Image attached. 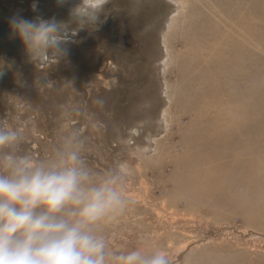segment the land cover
Wrapping results in <instances>:
<instances>
[{"label":"rangeland","instance_id":"rangeland-1","mask_svg":"<svg viewBox=\"0 0 264 264\" xmlns=\"http://www.w3.org/2000/svg\"><path fill=\"white\" fill-rule=\"evenodd\" d=\"M29 1L33 0H0L31 19L35 16ZM40 1L50 17L66 18V6ZM191 3L188 11L204 13V20H195L194 28L171 29L167 39L171 17L181 9L178 0H114L122 9L119 16L110 15L93 32L79 31L59 63L49 60L35 66L24 54V62H19L23 69L8 70L0 80L10 77L0 85V117L23 129L21 150L35 158L49 155L63 133L78 128L90 167L97 173L117 166L125 170L124 191L134 203L116 222L101 225L113 249L143 243L164 248L176 264H264V188L242 197L249 198L247 204L228 205L225 193L216 197L214 187L196 188L185 181L195 172L183 163L187 140L193 136L192 114L176 106V101L181 106L185 86L188 92L187 79H176V66L180 48L185 52L187 47L185 40L194 42L193 30L212 35L213 26L205 24L213 22L210 12ZM249 48L245 73L249 92H255L260 84L254 80L264 77V52ZM189 51L188 46L187 58ZM200 64L199 82L202 69L206 72ZM204 83H199V94ZM171 91L175 100L169 116ZM200 161L210 159L205 155Z\"/></svg>","mask_w":264,"mask_h":264},{"label":"clouds","instance_id":"clouds-1","mask_svg":"<svg viewBox=\"0 0 264 264\" xmlns=\"http://www.w3.org/2000/svg\"><path fill=\"white\" fill-rule=\"evenodd\" d=\"M57 6H66V18H9L10 38L20 40L35 66L59 63L79 31L93 32L122 11L114 0H57ZM31 9L37 11L36 0ZM11 67L0 58V76ZM24 140L21 127L0 117V264H176L158 246H110L101 225L116 222L134 201L125 194L122 167L104 173L90 167L80 129L63 133L43 158L22 152Z\"/></svg>","mask_w":264,"mask_h":264},{"label":"bare ground","instance_id":"bare-ground-1","mask_svg":"<svg viewBox=\"0 0 264 264\" xmlns=\"http://www.w3.org/2000/svg\"><path fill=\"white\" fill-rule=\"evenodd\" d=\"M178 1L181 3V9L178 13H173L171 28L166 38L172 30L194 28V22L198 21V24L204 20V13L192 15V12L188 11L191 2L204 6L213 21H208V24L204 21L208 27L213 25L212 35L200 34L199 31L193 30L194 42L185 40L187 47L185 52L180 48V60L176 66V79H187L185 83L188 86V92L185 86L182 94L181 106L177 101L176 106L178 109L184 108L185 113L192 114L189 126L193 129V136L187 140L183 163L193 167L195 172L187 175L185 181L187 185L196 188L214 187L216 197H221L222 192L225 193L227 196L223 201L228 205L235 201V204H242L241 201L247 204L249 198L245 200L241 199L242 197L258 194L264 188V107L261 105V99H264V77L255 79V84L259 83L260 86L255 92H249L250 82L248 74L245 73L249 70L248 62L251 57L249 47L253 48V52L254 49L264 52V0ZM36 2L41 3L40 0ZM32 3L33 1H29L30 7ZM0 9L3 12H0V15L8 18L16 13L23 16V12H19L21 9L8 8L4 4H0ZM42 16L50 17L43 14ZM198 40L201 42L198 43ZM188 46L191 47L189 58ZM17 52L24 60V51ZM170 52L175 53L173 48ZM198 61L201 66H206L203 67L206 68L205 74L204 69L201 71L200 82ZM199 83L205 85L201 94ZM172 91L169 94L172 101L167 111L169 116H172L171 109L175 100ZM183 117L180 116L179 119ZM205 155L210 161H200ZM241 156L247 158L238 159L234 164H231V160L218 163L222 159Z\"/></svg>","mask_w":264,"mask_h":264},{"label":"flooded vegetation","instance_id":"flooded-vegetation-1","mask_svg":"<svg viewBox=\"0 0 264 264\" xmlns=\"http://www.w3.org/2000/svg\"><path fill=\"white\" fill-rule=\"evenodd\" d=\"M50 1L53 4H57L53 0H50ZM0 4H2V3L0 2ZM43 7H44V4L43 3H39L38 4L37 11L36 12H33L34 13V16H36L38 14L39 15H42L43 14V15H48L49 16L48 13H44V11H43L44 8ZM0 12H1V9H0ZM1 14H3V12H1ZM2 20H6L8 22L9 21V18L7 16L0 15V21H2ZM107 24H109V22L106 23V25ZM18 50H23L24 51L23 45H22V43L20 42V40L18 38H16V39L10 38V33L8 35H6V36L0 34V58L4 59L5 61H8L9 63L12 64V67H11L10 71H12V70L13 71H16V70L19 71L20 69H23V66H21L19 64L22 63V62H24V61L21 58V56L19 55V53L17 54V51ZM15 56H16V58H14ZM18 57H19V59H18ZM20 58H21V61H20ZM15 59H17V60L15 61ZM8 72L9 71L7 70L2 76H0V80L2 78V81H3V79L5 78V76L8 75ZM7 80H5L2 83L0 82V85L5 84ZM13 96H15V95H13Z\"/></svg>","mask_w":264,"mask_h":264},{"label":"water","instance_id":"water-1","mask_svg":"<svg viewBox=\"0 0 264 264\" xmlns=\"http://www.w3.org/2000/svg\"><path fill=\"white\" fill-rule=\"evenodd\" d=\"M53 1L57 3V0H53ZM9 33H10V28L8 22L5 20L0 21V34L6 36Z\"/></svg>","mask_w":264,"mask_h":264}]
</instances>
